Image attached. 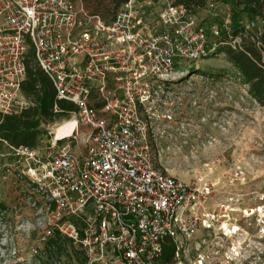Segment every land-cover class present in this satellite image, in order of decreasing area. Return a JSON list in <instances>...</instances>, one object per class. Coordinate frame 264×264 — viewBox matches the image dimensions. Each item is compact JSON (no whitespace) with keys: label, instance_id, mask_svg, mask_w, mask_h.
Masks as SVG:
<instances>
[{"label":"built area","instance_id":"1","mask_svg":"<svg viewBox=\"0 0 264 264\" xmlns=\"http://www.w3.org/2000/svg\"><path fill=\"white\" fill-rule=\"evenodd\" d=\"M160 3L128 0L104 22L82 0H0V116L34 106L21 92L32 66L55 100L73 107L41 121L51 136L44 162L36 149L10 148L23 157L19 179L30 190L29 206L45 207L36 219L44 238L57 233L84 264H157L165 240L175 264L183 241L212 218L202 213L207 188L160 172L154 145L158 122L170 120L162 86L185 62L215 55L230 14L226 7L221 29L172 0ZM217 5L211 0L205 9ZM57 126L65 127L58 138Z\"/></svg>","mask_w":264,"mask_h":264},{"label":"rangeland","instance_id":"2","mask_svg":"<svg viewBox=\"0 0 264 264\" xmlns=\"http://www.w3.org/2000/svg\"><path fill=\"white\" fill-rule=\"evenodd\" d=\"M212 2L219 4L217 11H201L198 17L206 26L221 27L224 10L230 14L232 5ZM150 20L161 31L156 15ZM235 77L224 54H218L185 62L162 86L159 98L170 120L158 122L154 166L186 185L207 188L202 213L212 217L209 228L183 241L175 264H264V108ZM46 124L32 148L42 162L50 152ZM22 160L0 140V264H78L71 254L46 259L51 239L36 222L45 207L28 204L30 190L19 179Z\"/></svg>","mask_w":264,"mask_h":264},{"label":"trees","instance_id":"3","mask_svg":"<svg viewBox=\"0 0 264 264\" xmlns=\"http://www.w3.org/2000/svg\"><path fill=\"white\" fill-rule=\"evenodd\" d=\"M128 0H82L87 12L98 15L104 22L113 18L118 7ZM156 2L158 0H150ZM174 4L183 6L191 14L198 15L206 11L205 7L211 0H172ZM225 5H232L228 34L223 33L215 55L224 54L236 72L235 77L247 87V94L264 108V0H214ZM244 15V16H243ZM257 22L258 26L246 29V21ZM249 24V23H248ZM261 26V27H260ZM259 28V29H258ZM238 38V46L232 48L229 38ZM21 92L30 99L34 106L18 115L0 117V140L10 147L34 148L39 135L41 121H49L55 115H63L72 111L71 105L55 100L54 91L46 76L36 67L27 68V78L22 84ZM54 107L60 113H53ZM0 209L3 206L0 205ZM174 245L171 240L163 243L161 264H172ZM46 259L70 254L80 261L79 253L74 251L71 243L55 234V239L48 240L45 245Z\"/></svg>","mask_w":264,"mask_h":264},{"label":"bare ground","instance_id":"4","mask_svg":"<svg viewBox=\"0 0 264 264\" xmlns=\"http://www.w3.org/2000/svg\"><path fill=\"white\" fill-rule=\"evenodd\" d=\"M64 130H65V127H62V126L55 127L54 132H55L56 138L60 137L62 133L64 132ZM63 137H67V136L64 135Z\"/></svg>","mask_w":264,"mask_h":264},{"label":"water","instance_id":"5","mask_svg":"<svg viewBox=\"0 0 264 264\" xmlns=\"http://www.w3.org/2000/svg\"><path fill=\"white\" fill-rule=\"evenodd\" d=\"M54 128H55V127H54ZM54 128H53V129H54Z\"/></svg>","mask_w":264,"mask_h":264}]
</instances>
